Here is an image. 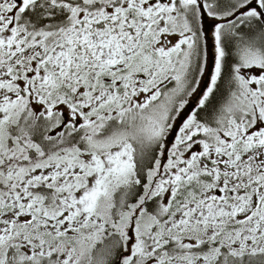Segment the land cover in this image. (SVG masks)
<instances>
[{"label":"snow or ice","instance_id":"6c2138e0","mask_svg":"<svg viewBox=\"0 0 264 264\" xmlns=\"http://www.w3.org/2000/svg\"><path fill=\"white\" fill-rule=\"evenodd\" d=\"M0 264H264V0H0Z\"/></svg>","mask_w":264,"mask_h":264}]
</instances>
